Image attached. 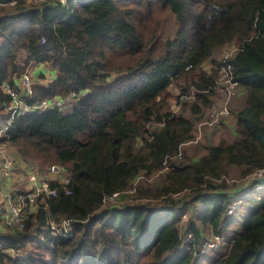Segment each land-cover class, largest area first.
<instances>
[{"label": "trees", "instance_id": "obj_1", "mask_svg": "<svg viewBox=\"0 0 264 264\" xmlns=\"http://www.w3.org/2000/svg\"><path fill=\"white\" fill-rule=\"evenodd\" d=\"M226 44L235 46L226 60L243 91L232 111L236 136L205 145L196 158L169 159L196 119L168 109L167 89L182 79V90H196L192 111L209 106L224 58L214 54ZM208 61L215 66L206 71ZM33 62L56 73L26 101L59 97L68 108L17 114L1 139L31 169L58 167L68 180L49 179L55 194L38 195L21 227L0 222V264L37 255H19L31 240L51 264L85 249L90 258L111 256V264H133V254L134 264H196L202 225L220 230L230 194L242 189L237 178L264 182V0H0V120L10 102L1 85L19 90L16 79ZM152 121L163 125L149 131ZM256 171L260 177L251 176ZM151 173L149 187L133 185ZM130 186L134 196L122 193ZM113 192L121 205L103 200ZM186 207L194 215L181 224L172 212ZM64 222L70 231L50 234ZM184 230L190 247L176 253ZM127 244L133 251L123 250ZM212 263L264 264V202L250 204Z\"/></svg>", "mask_w": 264, "mask_h": 264}, {"label": "rangeland", "instance_id": "obj_2", "mask_svg": "<svg viewBox=\"0 0 264 264\" xmlns=\"http://www.w3.org/2000/svg\"><path fill=\"white\" fill-rule=\"evenodd\" d=\"M60 1H66V0H60ZM161 15L164 16L163 13H161ZM234 48H235L234 44L224 45L220 50H218L214 54L215 60L218 62L220 60V58L230 55L231 53H233ZM217 62H216V65H217ZM32 64H35V62L26 66V69L23 70V72L20 75L21 77L18 76V77H20V80L16 86L19 88H22V90H23L22 95H24V96H31L32 95V92L29 94L25 93L24 82L30 83L31 89H33L34 86L46 85L48 83V81H50L51 78H53L54 74L56 73V72L46 73L45 76L44 75H43V77L39 76V79L37 78L38 80H35L31 74L32 69H33ZM47 65H48V67H50L49 64H47ZM213 65L215 66V62L212 64L211 61H208L203 65V68L206 69V71H208L211 69V67ZM47 70H48V68H47ZM25 73H27L28 75L26 74V77H23V75ZM8 85H9L8 83L1 85V88L5 89L7 91L9 89V88H7ZM184 85H185V83L183 84L182 79L175 80L173 83H171L169 85V87L167 89V96H168V102H169L168 109L172 113H175V114L183 113L185 116H188L190 118H192V117L195 118L196 119V124L194 125V129H195L199 119L201 117L203 118L206 115L205 112L207 111L208 107H210L211 105L212 106H219L221 103H223L226 100V96H225L224 91L220 90L221 84H219L218 89L211 96L210 105L209 106H203L201 103H199V104L197 103L199 108L196 112H193L191 109V104L196 103L194 101L196 100L195 98L197 96L193 95L192 91L190 89L182 90L181 87ZM11 88L12 87L10 86V89ZM238 92H239V88L237 90V93L227 100V105L229 107V114L227 116H225L222 119V121L216 126H211V127L204 126V127H202L201 128V133H202L201 139L197 143L186 145L185 147H183L182 153H181V158H182V154L185 155V157H189L192 159V158H195L197 156L202 155L205 152V145L208 144V141H207L208 138H206L207 136L205 135L207 131H209L211 133L212 138L219 137L220 138L219 141L221 139L229 140V137H232L231 136L232 134L230 133L229 130L224 132V129H226L227 126H222V125L225 122V120L228 117H230L232 110L237 108L241 104L242 98L236 97ZM52 98H54V97H52ZM43 99H48V98H43ZM39 101L40 100L35 101L31 104H26V103L25 104L28 105L29 109H32L33 106H35L37 104V102H39ZM6 110H7V112L8 111L10 112L8 107L6 108ZM13 118L14 117L12 116V117H8L7 119L0 120V127L5 124L4 121H9V119H10L12 122ZM226 122H228V121H226ZM151 128H152L151 125L148 124L149 131L151 130ZM214 141H216V140H214ZM219 141H217V142H219ZM9 147L10 146H8V149H9V152L11 153L10 149H12V148L11 147L9 148ZM13 165H14V167H16V164H13ZM24 169H25V171H19L20 175L17 177H23L24 179H27L26 182L17 181L16 179H12L13 175L16 174V171H14V169L11 170V173L8 176H5V175L1 176V173H0V178L3 179V182L7 184L6 189L4 191V195L2 194L4 199L6 198V195H7V197L9 195H12L13 197H17L19 195H16V194H22V193L26 192L30 188L29 177L31 176V174H35V176L37 177L36 183H35V185H37V186H39L43 180H47V181L49 179H58L59 180L60 176L66 175V173L63 171H62L63 173L60 174L59 176L57 175V173L53 174L55 172L53 170V168L46 171V169H47L46 167H41V168L38 167V169H36V168L31 169V167H29L27 165V166H25ZM26 170L28 171V173H26ZM39 177H41V178H39ZM142 177H143V179H140ZM146 177L154 178L152 173L150 175H142V176L136 177L135 181H133V185L136 184L135 182H138L139 184L143 183V184H141V187H149V185L146 183L151 184L152 180L148 179ZM263 178H264V176H263ZM258 181L259 182L253 181L252 183H249L248 177H244V178L238 177L237 178V180H236L237 186L241 185L242 189L240 191L236 192L235 194H230L229 200L227 202L226 214L223 217L224 225L223 226L220 225V227H221L220 230L218 229L216 232L215 231L213 232V230L211 229L210 226L202 225V223L199 220H196V224L202 225L204 228V234L205 235H204V238L201 239V241L204 239L211 238L212 236H214L216 234H222V235H224V237L227 238V240L229 241L228 245H230L232 238H233V235H234V231L240 228L241 223H242V218L248 212L250 204H257V203L262 204V202H264V182H263V179L258 180ZM255 184H257V185H255ZM18 191H20V192H18ZM134 192L135 191L129 192V193H131V196H134ZM42 194L44 195L45 192H40L39 195H42ZM108 204L121 205L122 202H117L116 199H113V200H111V203H108ZM195 205H196L195 211L198 212L200 207H202V202L199 200L197 203H195ZM6 206H7V202H6ZM184 210H185V208H184ZM193 210L194 209L185 210V212L183 213L184 216H183V214L180 213V210L173 211L172 214L173 215H175V214L179 215V217H180L179 222L181 224L182 223L185 224L192 217L190 215L191 214L194 215ZM229 210L231 211L230 213H228ZM4 213H5V211H3V213H1L2 217H3ZM164 213H166V212H164ZM2 217H0L1 218L0 222L3 223ZM5 227H7V226H5ZM65 230L70 231L71 228H69L68 225H65V224L63 225L61 223L60 226H58L57 228L51 227L50 234L51 235H57L59 232L65 231ZM208 230H211V232H209ZM186 237L187 238L189 237V240L186 239ZM183 238L186 239V242H183L181 247L179 246L180 248L176 247L177 248V249H175L176 253L177 252L180 253V252H183L185 250H188L190 247L191 233L188 235V232L183 231L182 239ZM25 246H26L25 249H30V251H26V250L19 251L20 256L23 255L24 257H26L25 255H29V254H37V255L31 257L33 260H31V258H25L23 260L22 264H51L50 263L51 258H52L51 255L48 252H45V250H43L42 247H37L35 244H33L32 240L29 242H25ZM110 248L113 249L114 247H110ZM132 249H133V244L124 245V248H123V250L126 253L128 251H131ZM92 250H93V254H98L97 253L98 246L92 247ZM10 252L12 254H15L16 250L15 249L10 250ZM87 252L91 253L89 250L87 251V249H85L84 252L77 253L75 256H71L70 260L66 259L65 261H62L64 258H58V260L56 261V264H72V263H74V264H76V263L97 264L98 261H100V260H102L105 264H111V262L113 261V260L109 259L111 256L108 257L104 261L101 258V254H103L102 252H100L96 258L88 257ZM175 252H172V254H175ZM225 252H226V248H225V246H223L220 251L215 252L213 254L209 253L210 255H203V254L197 255L196 256L197 260L195 258L196 264H213L212 262L217 257H220L221 255L225 254ZM119 255L121 256L123 254L121 252L119 254V252L117 250H112V256L113 257L114 256L119 257ZM131 260L133 261V264H134V254L132 255ZM141 260H143V258Z\"/></svg>", "mask_w": 264, "mask_h": 264}, {"label": "built area", "instance_id": "obj_3", "mask_svg": "<svg viewBox=\"0 0 264 264\" xmlns=\"http://www.w3.org/2000/svg\"><path fill=\"white\" fill-rule=\"evenodd\" d=\"M26 74L27 73H25L23 75V77H26ZM24 84H25V93L29 94L32 92V94H33V89H31L30 83L24 82ZM219 84H221L220 90L224 91V93H225L226 100L223 103H221L219 106H212L211 105L210 107H208L207 111L205 112L206 115L203 118L201 117L199 119V121L197 122L196 128L192 132V136L189 137L188 139L184 140L183 142H181L179 145V148H178V152L172 156H169V159L179 158L181 156L183 147H185L186 145L197 143L201 139V135H202L201 128L202 127H204V126H209V127L216 126L222 121V119L225 116H227L229 114V107L227 105V100L237 93L239 85H238V80L234 77V75L232 73V66L226 60V56L220 61V64L218 66V76H217V79L215 80V83L213 86L214 91H216L218 89ZM7 88H9V89L7 91L5 90V92L10 97V102L7 106L9 108L10 112H9V115L6 117V119L8 117H12V116L14 117L17 114L27 113L30 110L41 112V111H44V110L49 109V108H55V107L65 108V107H68V105H64V103H68V101H69L68 99H61L59 97H54L51 99H42L39 102H37V104L35 106H33L32 109H29L28 105H26V104H31V103H28L26 101V97H28V96L22 95V91H23L22 88H19V90H17L16 88L12 87L10 89L9 85L7 86ZM189 89L192 91V94L194 95L196 90L193 87H189ZM4 122H5V124L0 127V173H1V176H3V175L8 176L11 173L14 160L8 154L9 149H8L7 143L4 140H2L1 138L6 134L8 127L11 124V120L9 119V121H4ZM150 125L152 127L151 128V130H152L156 126L157 127L162 126L163 122L152 121L150 123ZM167 168H168V164L165 163L164 166L160 170H158V172H162ZM251 176L260 177L261 173H260V171H256V172H253L251 174ZM36 178L37 177L35 176V174H31V176L29 177L30 188L26 192H24L22 194H16V195H19L17 197H13L12 195H9L7 197V199H6V202H7L6 211L2 217L3 223H4L3 225H5L9 228L21 227L23 220H24L26 208L30 207L31 210L35 209L34 206L36 203V199H37L38 195L40 194V192H45V194H55V188H52L48 185L49 180L48 181L43 180L41 182V184L39 186H37V185H35ZM39 178H41V177H39ZM67 180L68 179H67L66 175L60 176L59 181H61L62 183H65ZM255 185H257V184H255ZM65 191L68 192V189L66 187H65ZM133 191H134V187H131V188H127V189L123 190L122 193H129V192H133ZM118 195H119L118 192H113L109 197H107L103 200L108 202V203H111V200L115 199ZM184 212H185V210L182 209V211L180 213L183 214ZM230 212L231 211L229 210L228 213H230ZM183 216H184V214H183ZM62 224L68 225L65 222ZM51 227L57 228L54 225H52ZM67 231L65 230V231H61L59 233L64 234ZM186 232H188V235L190 234L189 231H186ZM186 239L189 240V237L188 238L186 237ZM186 239L183 238L181 242L182 243L186 242ZM228 242L229 241L227 240L226 237H224V235L216 234V235L212 236L211 238L204 239V240L200 241V243L198 244V253L197 254L198 255L213 254L215 252L220 251L223 246L228 245Z\"/></svg>", "mask_w": 264, "mask_h": 264}, {"label": "crops", "instance_id": "obj_4", "mask_svg": "<svg viewBox=\"0 0 264 264\" xmlns=\"http://www.w3.org/2000/svg\"><path fill=\"white\" fill-rule=\"evenodd\" d=\"M33 69H32V72H31V74H32V76H33V78H34V76L37 74V76H35V80H38L39 79V76H40V70H42V73H43V75L45 76V74L46 73H53L52 71H51V68L50 67H48V65L47 64H41V65H39V66H34V67H32ZM47 68H48V70H47ZM38 78V79H37ZM19 83V81H18V78L16 79V84H18ZM3 91H5V89H3ZM243 91H240L239 90V92H238V94H237V96L236 97H239V98H242L243 99V93H242ZM242 101V100H241ZM234 110V109H233ZM232 110V111H233ZM226 121H228V122H226ZM222 126H227V128L226 129H224V132L225 131H227V130H229L230 131V133L232 134H230L232 137H229V140H232V139H234L235 138V136H236V132H235V126H236V117H235V115H234V112H232L231 113V115H230V117H228L226 120H225V122L223 123V125ZM228 134V133H227ZM207 137L206 138H208V144H216V143H218L217 141H219V137H214V138H212L211 137V133L209 132V131H207L206 132V134H205ZM214 140H216V141H214ZM11 147V146H10ZM9 147V148H10ZM12 148V147H11ZM10 151L12 152V155H13V160H14V162H13V164H16V167H14V165L12 166V170L14 169V171H16V174L15 175H13V177H12V179H16L17 181H22V182H26L27 181V179H24L23 177H17V176H19L20 175V173H19V171H25V166H27V164L23 161V160H21L19 157H17V156H15V151H14V149L12 148V149H10ZM8 154L10 155V152L8 151ZM10 157H11V155H10ZM198 157V156H197ZM196 158V157H195ZM58 168V167H57ZM59 169V168H58ZM55 172L53 173V174H55V173H57L58 171L57 170H54ZM26 173H28V171L26 170ZM6 186H7V184L6 183H4L3 182V179H1L0 178V217H2V214L1 213H3V211H5L6 210V199H7V195H6V198L4 199V197L2 196V194L4 195V191H5V189H6ZM185 210H187V207L185 208ZM1 219V218H0ZM2 223V222H1ZM223 225H224V223H223ZM222 225V226H223ZM185 232L187 231V230H184ZM209 232H211V230H208ZM207 231V232H208ZM204 232H203V236L201 237V239L202 238H204ZM181 245H182V242L180 243V247H181ZM227 246L228 245H226L225 246V248H227ZM179 247V248H180Z\"/></svg>", "mask_w": 264, "mask_h": 264}, {"label": "water", "instance_id": "obj_5", "mask_svg": "<svg viewBox=\"0 0 264 264\" xmlns=\"http://www.w3.org/2000/svg\"><path fill=\"white\" fill-rule=\"evenodd\" d=\"M53 169H54V170H58V168H57V167H54Z\"/></svg>", "mask_w": 264, "mask_h": 264}, {"label": "bare ground", "instance_id": "obj_6", "mask_svg": "<svg viewBox=\"0 0 264 264\" xmlns=\"http://www.w3.org/2000/svg\"><path fill=\"white\" fill-rule=\"evenodd\" d=\"M131 187H134V186H130L129 188H131ZM6 211V210H5Z\"/></svg>", "mask_w": 264, "mask_h": 264}, {"label": "clouds", "instance_id": "obj_7", "mask_svg": "<svg viewBox=\"0 0 264 264\" xmlns=\"http://www.w3.org/2000/svg\"><path fill=\"white\" fill-rule=\"evenodd\" d=\"M181 212V211H180ZM198 255V254H197Z\"/></svg>", "mask_w": 264, "mask_h": 264}]
</instances>
